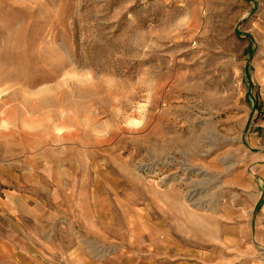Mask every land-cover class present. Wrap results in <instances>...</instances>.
Listing matches in <instances>:
<instances>
[{"label": "rangeland", "instance_id": "obj_1", "mask_svg": "<svg viewBox=\"0 0 264 264\" xmlns=\"http://www.w3.org/2000/svg\"><path fill=\"white\" fill-rule=\"evenodd\" d=\"M0 264H264V0H0Z\"/></svg>", "mask_w": 264, "mask_h": 264}, {"label": "bare ground", "instance_id": "obj_2", "mask_svg": "<svg viewBox=\"0 0 264 264\" xmlns=\"http://www.w3.org/2000/svg\"><path fill=\"white\" fill-rule=\"evenodd\" d=\"M244 179V178H243ZM184 183V182H183ZM190 183V182H189ZM191 185V184H190ZM190 191V190H189ZM191 204V203H190Z\"/></svg>", "mask_w": 264, "mask_h": 264}]
</instances>
